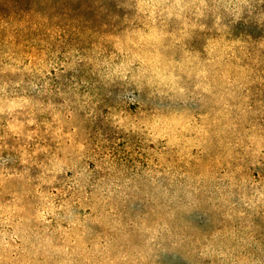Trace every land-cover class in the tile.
<instances>
[{
    "label": "clouds",
    "instance_id": "clouds-1",
    "mask_svg": "<svg viewBox=\"0 0 264 264\" xmlns=\"http://www.w3.org/2000/svg\"><path fill=\"white\" fill-rule=\"evenodd\" d=\"M34 3L77 22L0 34V264H264V0Z\"/></svg>",
    "mask_w": 264,
    "mask_h": 264
},
{
    "label": "rangeland",
    "instance_id": "rangeland-1",
    "mask_svg": "<svg viewBox=\"0 0 264 264\" xmlns=\"http://www.w3.org/2000/svg\"><path fill=\"white\" fill-rule=\"evenodd\" d=\"M57 4V0H53ZM77 21L53 5L49 9L38 8L34 0H0V34L5 40L23 48L32 45V52H40L35 44L45 36L54 39L62 35L66 27ZM31 54V53H30Z\"/></svg>",
    "mask_w": 264,
    "mask_h": 264
}]
</instances>
